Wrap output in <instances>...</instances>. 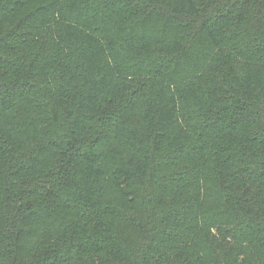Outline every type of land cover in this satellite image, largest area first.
<instances>
[{
    "label": "trees",
    "instance_id": "16d2710c",
    "mask_svg": "<svg viewBox=\"0 0 264 264\" xmlns=\"http://www.w3.org/2000/svg\"><path fill=\"white\" fill-rule=\"evenodd\" d=\"M0 264H264V0H0Z\"/></svg>",
    "mask_w": 264,
    "mask_h": 264
}]
</instances>
